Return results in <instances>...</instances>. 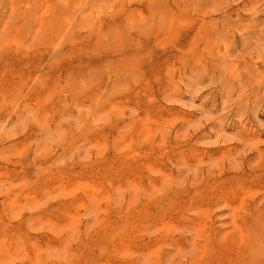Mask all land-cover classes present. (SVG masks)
Returning a JSON list of instances; mask_svg holds the SVG:
<instances>
[{"label": "rangeland", "instance_id": "1", "mask_svg": "<svg viewBox=\"0 0 264 264\" xmlns=\"http://www.w3.org/2000/svg\"><path fill=\"white\" fill-rule=\"evenodd\" d=\"M0 264H264V0H0Z\"/></svg>", "mask_w": 264, "mask_h": 264}, {"label": "bare ground", "instance_id": "2", "mask_svg": "<svg viewBox=\"0 0 264 264\" xmlns=\"http://www.w3.org/2000/svg\"><path fill=\"white\" fill-rule=\"evenodd\" d=\"M80 182V181H79ZM169 224V223H168ZM252 235V234H251ZM250 244V243H249ZM263 247V246H262Z\"/></svg>", "mask_w": 264, "mask_h": 264}]
</instances>
